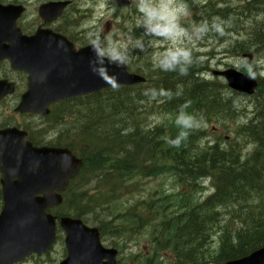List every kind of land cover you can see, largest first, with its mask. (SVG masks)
<instances>
[{
    "label": "trees",
    "instance_id": "1",
    "mask_svg": "<svg viewBox=\"0 0 264 264\" xmlns=\"http://www.w3.org/2000/svg\"><path fill=\"white\" fill-rule=\"evenodd\" d=\"M250 2L264 5V0L260 2L245 0L247 6ZM245 13L251 15L253 11L245 9ZM246 34L254 38L237 43V49L241 52L258 51L264 46V23L255 26ZM182 64V60L178 59L181 68H177L176 74L173 75L176 77L177 74L186 72L181 81L182 87L178 86L174 94L176 106L168 102L171 101L170 97L167 103L171 104L167 109L175 110L176 114L180 115H184L181 112L183 110L189 116L206 118L208 112L217 110L216 107L221 103L217 99L220 98L211 93L215 90L211 84L193 78L196 69L186 71V65ZM186 76H191L192 80L184 79ZM194 80L195 82H192ZM262 84L264 78L259 79L260 86L255 97L253 117L236 129L237 136L256 144L253 153L247 155L245 159L240 156L236 143L228 142L225 147L219 148L220 135L216 133L213 135L218 140V145L198 147L194 140L198 132L192 131V127L186 128L191 122L184 119L173 122H171L173 119H167L165 126L146 129L144 112L138 107L139 101L143 98L144 84L119 87L102 94L106 95V98L96 100L89 114L96 119H93L91 124H85L87 128L93 125L91 129L94 131L81 133L82 139L76 143L79 145L76 147L79 149L77 152H81V156L85 159L80 176L84 179L88 174L90 181L95 180V184L105 182L111 188H114L116 183L120 187L128 186L132 180L131 184L136 187L141 179L161 176L185 188L198 185L200 177H210L215 189L214 193L196 203L186 191L167 192L160 185V189L152 194H157L159 199L137 202L145 207L146 215L136 217L127 210V225L136 227L155 220L151 213L161 211L163 205H172L175 209L184 208L180 215L165 217L163 220L165 226L172 228L167 232L170 236L180 234L190 237L186 241H191L196 236L197 245L192 244L188 249V255L193 256L192 260H194L203 251L201 247L204 236L209 233L211 227H214L218 216L221 217L219 207L227 209L232 204L237 205L244 211H240V226L224 229L220 245L217 250L215 249L212 259L216 264H222L227 259L246 255L264 245V85ZM169 91L171 89L166 86V92ZM134 98L138 100L135 103L132 102ZM102 101H107L108 105L102 104ZM201 129V135L206 137L204 128ZM94 187L92 186L91 189ZM164 195L166 198H163ZM81 197V194H75L65 198L63 203L65 211L80 216L83 199ZM257 198L259 201L256 202ZM149 204L156 206L150 208ZM173 228H180L181 233L173 231ZM171 245L175 248L179 243ZM196 250L198 253H195Z\"/></svg>",
    "mask_w": 264,
    "mask_h": 264
},
{
    "label": "rangeland",
    "instance_id": "2",
    "mask_svg": "<svg viewBox=\"0 0 264 264\" xmlns=\"http://www.w3.org/2000/svg\"><path fill=\"white\" fill-rule=\"evenodd\" d=\"M200 1L204 0H193L195 6L193 7V11L188 14L192 20L190 21L187 29H180L178 27L169 28L166 31V35L160 30H154L155 34H153V37L156 38L157 35H159V39L161 40L160 43H154L155 41L146 31L151 27L153 22H157L160 19L167 21L171 17L179 16V12L177 10L173 8L170 9L168 6H165L164 0H132L129 6L119 8L113 0H94V14L96 16L94 18V22L98 25L96 30H99L102 34V39L106 45L107 51L113 53L114 55H119L126 50H130L132 56L135 57L134 68H138L140 73L143 72L145 74H150V72L154 70L155 64L159 62L160 58L163 56L169 55V58L173 57L175 54L182 53H184L183 55L186 58H196L198 67L207 68L208 66L209 70L234 66L239 70H244V67L251 71L254 75H258L260 71L264 73V46L258 51H252L254 53V59L251 63H248L241 57L242 53H236V50L231 51L232 46L235 45L236 42L244 40L247 37L245 35L246 32L253 29L255 25H261L264 23V10L258 11L264 9V5L250 2V5L247 6L245 0H231V2L223 3L220 7L224 10H222L219 15L215 16L210 14L208 16L212 22L208 24V31L206 32L203 29L204 33H202L199 28H196L197 26L193 21L197 19L196 10H198ZM82 2L88 6L91 4L90 0H83ZM185 3H188V1L186 0ZM228 5H230L229 11L224 8ZM245 9L251 10L253 13L251 15H246ZM212 10L213 9H211V11ZM256 11L258 12L256 13ZM186 16V14L183 15L185 20L187 18ZM106 24L108 26H106ZM240 28L244 29H241L239 32L236 31ZM223 29H226V35L223 37V40H219V34ZM151 44L154 45L153 48ZM227 49L229 52H227ZM174 61L176 68H181L180 65H178V60L175 59ZM184 74L185 72H183L181 77H183ZM19 76L20 75L16 72L11 74V77L16 79L18 84L22 83L23 80V77ZM220 80L223 81L222 79ZM178 86L182 87V84L177 85V88ZM226 91L228 90L225 89L223 94L226 97H229L233 101L234 106L237 108L236 113L233 115L236 117L227 118L226 116L224 120L211 121L208 123L202 121L194 129L199 128L202 130L200 126V124H202L204 126L206 136L203 137L200 135L202 142H207L208 144V142L211 141L212 143L216 142L219 144L218 140L213 135L214 132L225 140V145H227L228 142H231L236 143L238 147L240 146L242 154L244 153L245 157L246 153L251 151L253 146L247 141H244V139L240 136H237L236 129L240 123H243L252 117L254 112V103L239 94H234V97L231 98L230 94ZM167 94L172 99H175V93H171L169 91ZM14 96L7 99L6 103L0 105V118L7 117L6 119L8 122L18 123L29 127L32 123L39 121L38 117H13L10 114V111H13L12 103ZM103 99V95L98 96V100ZM95 101L96 100L93 101L89 98L83 97L69 101L65 104L63 103L61 104L62 108L69 111V113L64 117L59 112V115L56 114L46 120L51 124L56 122L55 125H53L55 127L53 130L61 129L64 132H67L62 135V140L67 141L73 137V128L75 126L79 127L85 124H91L94 118H90L88 115L90 114L91 108L95 105L93 104ZM136 101L138 100L134 98L132 102L135 103ZM101 103L108 105L107 101H102ZM139 103L140 105H138V107H140L142 112L145 111L144 115L147 118L146 120H143H145V124L150 127L162 124L165 119H173L171 122L179 120V116L176 114L177 111L163 110V99L155 97L153 100L146 103L144 110L142 108L144 102ZM212 127L214 128L212 129ZM90 128H93V125ZM162 181V178L144 179L142 181L145 188L144 192L141 194V192L135 191L129 200L130 202L123 200L121 197H118L117 199L112 198L110 200L108 207L109 211L106 213L110 214L113 218V227L118 230L123 229L134 233L131 239L127 240L128 242L123 250L124 258L129 263L140 264L142 259H145L144 256L148 254L147 260L150 263L152 259L154 260L158 257L161 260L160 264H162V262H164L163 264H167L165 263L167 262L166 258L170 257L168 253L165 255V251L163 249H159L157 254H155L151 222H147L136 227H129L130 225H127L126 220L127 210H130L131 214L136 217L146 215L145 207L135 203L134 201L138 196L144 197L149 192L155 190V188H158ZM168 182V180H165L162 183V187L164 189L167 188ZM206 183L211 185L210 180L206 181ZM88 185L92 186L93 183L90 182ZM181 191L189 193V196L194 203L201 201L202 192L199 187H196V185L186 186L184 189L182 188ZM124 194L126 193H121L120 196ZM111 195L115 197V191L112 192ZM111 195H108L107 197ZM119 199L120 201L118 202ZM257 201H259V198L256 199V202ZM218 211L223 214L221 217L218 216V220L214 227L210 229L208 238L204 239V250L198 255V258L200 259L209 257V245H211L213 250V246L217 244L219 237L215 234V232L219 229V226H224L229 223L231 220L230 217L239 219V215L241 214L239 206L233 204L227 209L219 207ZM234 224L236 226L239 225V221L235 220ZM59 236L57 243L54 246V251L50 256H48V254L47 257H43L42 260H31L25 262L24 264H51L50 261L52 259L64 253L63 234L60 232ZM127 237V234L117 236L121 244ZM106 238L111 242L112 237L110 235H107ZM114 238H116V236ZM136 254H140L141 256Z\"/></svg>",
    "mask_w": 264,
    "mask_h": 264
},
{
    "label": "water",
    "instance_id": "3",
    "mask_svg": "<svg viewBox=\"0 0 264 264\" xmlns=\"http://www.w3.org/2000/svg\"><path fill=\"white\" fill-rule=\"evenodd\" d=\"M118 1L127 4L129 0ZM10 22L13 23V20ZM11 23L7 26H11ZM9 35L3 38L11 42ZM3 53L11 60L17 58L13 45L8 46ZM243 57L251 59L252 54H243ZM86 65L83 68L85 76H80L79 71L73 67H70L72 71L67 70V66L64 71L51 70L42 81L38 74L40 72L30 73L29 90L22 96L17 109L21 112L47 113L46 106L55 100L91 91L97 80L98 66L96 69L90 67L88 57ZM109 66V63H100L102 81L95 90L112 82L133 83L143 80L142 77L128 74L125 66L116 65L113 69L105 70ZM12 67L19 68L16 62ZM215 73L225 77L230 87L242 92L251 93L256 85L253 79L233 69ZM7 89L8 86L0 83V94L12 91ZM81 163L67 148L34 149L26 141L24 132L16 129L0 131V170L3 174L1 183L4 198L0 214V264H10L30 251H41L48 247L54 237L55 222L44 210L48 205L59 202L54 190L62 189L67 179L76 174ZM40 192L43 196L35 197ZM61 226L66 232L69 256L81 253L92 255V248L97 249L95 229H88L79 220L69 218H62ZM94 255L98 256L99 250L94 251ZM94 258L98 261L101 257ZM224 264H264V246L241 259L226 261Z\"/></svg>",
    "mask_w": 264,
    "mask_h": 264
},
{
    "label": "bare ground",
    "instance_id": "4",
    "mask_svg": "<svg viewBox=\"0 0 264 264\" xmlns=\"http://www.w3.org/2000/svg\"><path fill=\"white\" fill-rule=\"evenodd\" d=\"M182 1H186V0H182ZM187 1H188L187 4L191 7V9H193V7L195 6L193 0H187ZM228 1L229 0H204V1H200L199 2L200 4L198 6V10H196L197 19L193 20V21H194L195 25L197 26V28H199L202 33H204L203 29L206 32L208 31V24L212 22L208 18V15H210V14L215 15L217 13L219 14L220 10L221 11L224 10V9H221L220 6L223 3H227ZM224 8L229 11V8H227V7H224ZM211 9H213V10L211 11ZM262 10H264V9H261V10H258V11H262ZM261 25H263V23ZM261 25L257 24L255 26H261ZM241 29H244V28L237 29L236 31L239 32V31H241ZM225 35H226V29H223L222 32L219 34V38L218 39L219 40H223V37ZM245 35L247 37L244 40H240L239 42H236L235 45L232 46L233 50H236V53L240 52V53L244 54L246 52H252L253 51V50H248V51L241 52L240 49H237V47H238L237 43H240V42H243V41H248L249 39L254 38L253 36H250V35H247V34H245ZM168 56L161 57L159 62H157L155 64V68H154V70H152L150 72V74H145L143 72L141 73V76L145 80V84L143 86V90H144L143 98L139 101V102H144V105L142 106L143 110L145 109L146 103H148L150 100H153L155 97H157L158 99H163V104H162L163 110L164 111L168 110L167 107L171 103H167L168 98H170V96L167 97L166 86H168L171 89V91H170L171 93H175V91L177 89V85L183 84V82H181L182 81V77H181L180 74H177L176 77L173 76L174 74H176V70H177V68L175 67V61H174L175 59L176 60H178V59L182 60V62H183L182 65H186V71H188V69H190V70L191 69H196L198 71V75H197L195 80H197V81L199 80L200 82L203 81V78L200 75V71L201 70H207L208 72H211L213 70V69L209 70L208 66H207V68L198 67L197 59L194 58V57L189 59V58H186L183 54H175L173 57H169V58H168ZM167 61L170 62V63H167ZM195 80L192 81V82H195ZM218 82L220 84H222V82L220 80H218ZM262 85H264V84H262ZM195 87H196V85H195ZM257 90H258V88H257ZM226 92L230 94L231 98L234 97L235 93H231L230 91H226ZM256 93H257V91L255 92L254 96L252 97V102L255 103V104H256V98H255L256 97ZM214 94L217 95L219 98H222L221 103L220 104L217 103L218 104V106L216 107L217 110L213 111V112H211V111L208 112V115H207L206 118H200L199 117L198 118L199 119V123L202 122V121H205V123H208V122H211V121L224 120L226 118V116H227V118H235L236 117V116H233L236 113V111H237L236 110L237 108L234 106L233 101L229 97H226L225 95L224 96H220L217 93H214ZM170 99H171V101H168V102H172V104L175 105L176 100L172 99V98H170ZM144 119L145 120L147 119L145 117V115H144ZM165 122L166 121H164L162 124H158L156 126H159V125L165 126L166 125ZM197 125H198L197 117L195 116L194 120L190 124H188L186 126V128L187 127H192L193 128L192 131H197L198 132V134L196 135V137L194 139L196 144L198 142V144H199V145L197 144L198 147H200V146H211L213 144L218 145V143H216V142L212 143L211 141L208 142V144H207V142H202L201 141V137H200L201 130L198 127H197L198 129H194ZM144 126H145L146 129H150V130L156 127V126L150 127L147 124H145ZM244 141H247L248 143H250V145L253 146L252 150L249 151L248 153H246V156L247 155L249 156L255 150L256 144H255V142H253L251 140H248V139H244ZM219 148H220V146H219ZM237 150L239 151L240 156L242 157V159H245L246 156L244 157V153L242 154V150L240 149V146H239V148ZM94 156H96V155L94 154ZM200 178H201V180H203L202 178L211 179L210 177H207V176L200 177ZM219 185H220V182H219ZM209 190H210V192L212 194L215 191L214 186H213L212 183H211V186H210ZM222 214L223 213H221L220 215L222 216Z\"/></svg>",
    "mask_w": 264,
    "mask_h": 264
},
{
    "label": "flooded vegetation",
    "instance_id": "5",
    "mask_svg": "<svg viewBox=\"0 0 264 264\" xmlns=\"http://www.w3.org/2000/svg\"><path fill=\"white\" fill-rule=\"evenodd\" d=\"M49 0H35L37 6L41 2H46ZM33 13L34 17L31 19L30 23L21 21V19L18 22V25L20 29L23 31L24 34L26 35H32L35 32L39 31H47V29H51L52 31H59L61 32L66 38L73 43L74 48L78 49L80 47L85 46L88 41L86 40V36L83 35V32L79 30L77 33L69 34L67 33L68 27L65 25V21L62 20L64 18V14L62 15L61 18L58 19V21L51 23V24H44L39 16V11L36 7L33 8ZM51 36L47 32H42V35L40 36L41 42L37 44V47L39 49H45V48H52L54 47L53 43L45 42V40L49 39ZM63 47H65L63 45ZM6 64L7 62L5 60H0V71L6 69ZM1 78V77H0ZM6 103V97L0 100V105ZM15 116H22L18 113H15ZM6 127V121L4 118H0V128ZM40 145V144H38ZM124 259L122 260V262ZM117 264H122L118 259H117Z\"/></svg>",
    "mask_w": 264,
    "mask_h": 264
}]
</instances>
